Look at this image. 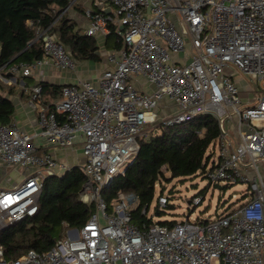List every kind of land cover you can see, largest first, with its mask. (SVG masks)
Segmentation results:
<instances>
[{
	"label": "built area",
	"instance_id": "2783aa9c",
	"mask_svg": "<svg viewBox=\"0 0 264 264\" xmlns=\"http://www.w3.org/2000/svg\"><path fill=\"white\" fill-rule=\"evenodd\" d=\"M95 3L110 12L85 7L84 33L105 36L114 26L122 45L107 53L111 66L96 82L79 78L64 84L60 97L49 103L42 102V87L35 84L28 102L37 111L35 135L58 148L80 145L85 181L79 199L95 210L50 249H28L6 259L0 246V264H264V88L242 97L244 90L234 80L240 74L264 82V0ZM49 28H36L42 56L1 64L0 79L11 83L32 75L47 61L77 69ZM139 78L151 90L139 89ZM203 114L217 119L219 134L208 146L201 173L218 187L241 183V201L206 220L192 217V210L171 226L153 219L135 223L133 194L119 192L107 205L103 189L133 162L143 135ZM33 138L13 121L0 124V163L23 171L19 184L0 188V229L34 215L43 180L72 167L50 152L38 153ZM203 197L192 196L190 204ZM168 205V196L159 193L157 211Z\"/></svg>",
	"mask_w": 264,
	"mask_h": 264
},
{
	"label": "trees",
	"instance_id": "16d2710c",
	"mask_svg": "<svg viewBox=\"0 0 264 264\" xmlns=\"http://www.w3.org/2000/svg\"><path fill=\"white\" fill-rule=\"evenodd\" d=\"M70 0H0V65L10 62H31L42 56L41 40L36 28L47 27L57 41L77 60L101 59L98 50L100 38L88 36L76 23L60 12ZM95 10H99L94 5ZM58 9V11H54ZM59 15V16H58ZM31 22V24L29 23ZM122 39L111 25L104 37L106 49H119ZM27 77V76H24ZM42 95L59 98L63 85L38 81ZM13 87L0 80V124L12 122L15 104L11 98ZM47 100L43 103H49ZM158 133L149 134L140 141V149L124 174L113 178L102 191L109 206L119 192L133 194L137 204L132 210L137 224L150 223L141 211L149 207L155 193V184L161 180L187 177L203 167L210 143L219 134L217 119L203 114L192 121L157 127ZM164 170L169 173L166 177ZM85 174L79 165L66 170L62 176L51 175L42 182L38 210L0 229V246L6 259H14L28 249L47 250L63 238L68 228H80L95 210L93 203L79 199ZM170 205V204H169ZM168 205V206H169ZM159 212V211H157ZM176 220L158 221L172 225Z\"/></svg>",
	"mask_w": 264,
	"mask_h": 264
},
{
	"label": "crops",
	"instance_id": "0c3cea01",
	"mask_svg": "<svg viewBox=\"0 0 264 264\" xmlns=\"http://www.w3.org/2000/svg\"><path fill=\"white\" fill-rule=\"evenodd\" d=\"M71 1L72 0H70V2ZM95 1L96 0H75V2L72 3L69 9L64 12V15L73 20L76 23V26L82 29V31H84V28L87 25V18L83 13L84 8L87 6H91L94 8V5L97 6ZM104 37L105 36L98 37L101 39L98 50L101 59L99 61L76 60L77 69L75 71L58 68L54 66L51 62L47 61L39 65L34 71V73L27 77L17 76L15 79L11 78V83L0 79L6 85L13 87V92L11 94V98L15 104V111L12 119L13 122L22 131H26L34 135L33 141L36 145L38 153L50 152L55 155L57 159L63 161L68 166L80 165L83 162L84 157L82 155L81 147L80 145H77L74 148L69 149L71 152L68 153L71 154L73 160V163L69 164L65 160L66 157L61 153L63 152L62 150H60L61 148L55 147L52 143L48 142L43 137L34 134L38 132L37 111L28 103L30 99V88L33 85L37 84L38 81H45L47 83L64 85L71 83L72 81L76 82V80L80 78L89 79L93 82H96L97 77H99L102 70L111 66L106 60L107 53L116 50V48L106 49L104 47ZM91 71H95V73H92ZM82 72L88 73V75L90 74V77H92L93 79L81 78L80 73ZM138 80L139 83L137 82L136 85L139 89L145 91L151 90L152 86L145 79L139 78ZM52 95L44 93L42 95V102H46L47 100L53 102L57 100V98H53ZM22 176L23 171L21 168H14L11 165L0 163V188H9L13 187L16 184H19L22 180Z\"/></svg>",
	"mask_w": 264,
	"mask_h": 264
},
{
	"label": "rangeland",
	"instance_id": "374dc122",
	"mask_svg": "<svg viewBox=\"0 0 264 264\" xmlns=\"http://www.w3.org/2000/svg\"><path fill=\"white\" fill-rule=\"evenodd\" d=\"M180 58L179 54H175L173 57ZM95 73V71H91ZM81 78H90L91 75L88 73H80ZM236 83L242 88L241 96H244L245 91H250L251 89H262L264 88V82L260 83L255 80H250L243 75H236L234 77ZM72 81L71 83H74ZM229 124H225L228 127ZM146 127L151 128L150 124ZM150 132V130H149ZM158 129L156 133H158ZM148 134L143 135V139H146ZM70 148H61V152L66 158V162L73 163L72 156L69 150ZM208 152V149H207ZM207 155V153H206ZM200 168L195 174L187 177H175L168 178V180H161L155 188V193L153 199L149 203L147 209L146 217L153 219V221H169V220H184L190 211H194L192 217L199 219H209L216 216L217 213L227 210L229 207L233 206L234 200H242L244 191H242V184H233L217 187L215 183L209 182L206 177H203ZM166 177H169V173L164 170ZM17 182V181H16ZM163 193L169 198V206L163 211L157 212V197L159 193ZM232 193L237 194V198L232 196ZM124 194V193H123ZM204 197L202 201L196 205L192 206L189 199L194 195H201ZM128 195V194H125ZM65 236V235H64Z\"/></svg>",
	"mask_w": 264,
	"mask_h": 264
},
{
	"label": "water",
	"instance_id": "95a60500",
	"mask_svg": "<svg viewBox=\"0 0 264 264\" xmlns=\"http://www.w3.org/2000/svg\"><path fill=\"white\" fill-rule=\"evenodd\" d=\"M97 7H98L99 9H101L103 12H106V13L110 12V7H109V6L102 7V3H97ZM7 74H9V73H7ZM216 186H217V185H216ZM217 187H218V186H217Z\"/></svg>",
	"mask_w": 264,
	"mask_h": 264
}]
</instances>
